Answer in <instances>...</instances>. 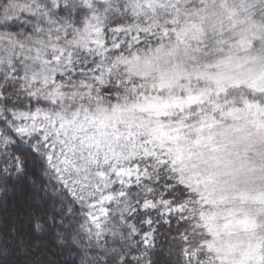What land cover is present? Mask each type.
Wrapping results in <instances>:
<instances>
[{
	"label": "snow or ice",
	"instance_id": "6c2138e0",
	"mask_svg": "<svg viewBox=\"0 0 264 264\" xmlns=\"http://www.w3.org/2000/svg\"><path fill=\"white\" fill-rule=\"evenodd\" d=\"M0 257L264 264V0H0Z\"/></svg>",
	"mask_w": 264,
	"mask_h": 264
},
{
	"label": "trees",
	"instance_id": "16d2710c",
	"mask_svg": "<svg viewBox=\"0 0 264 264\" xmlns=\"http://www.w3.org/2000/svg\"><path fill=\"white\" fill-rule=\"evenodd\" d=\"M13 192H9V193H7V195H4V194H0V198H3V199H5V200H9V202H8V206H9V204H10V207H12L13 208V203L15 202V200H16V194L15 193H13L15 196L14 197H12V198H10L9 197V194H12ZM11 199V200H10ZM12 211H14V208L13 209H11V210H8V212L9 213H11ZM164 249H165V251H164V253L162 254V257H161V259H162V264H170V259L167 257V245H164ZM15 260H16V256L15 255H9V256H7V257H0V264H14V262H15Z\"/></svg>",
	"mask_w": 264,
	"mask_h": 264
},
{
	"label": "rangeland",
	"instance_id": "374dc122",
	"mask_svg": "<svg viewBox=\"0 0 264 264\" xmlns=\"http://www.w3.org/2000/svg\"><path fill=\"white\" fill-rule=\"evenodd\" d=\"M15 195L12 193V194H9V197L10 198H12V197H14ZM16 197V196H15ZM11 200V199H10ZM7 201L9 202V200L7 199ZM11 209H13L12 207H10V204H9V206H8V208H7V211L8 210H11Z\"/></svg>",
	"mask_w": 264,
	"mask_h": 264
}]
</instances>
